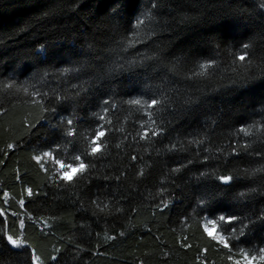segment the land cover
Wrapping results in <instances>:
<instances>
[{
    "label": "trees",
    "instance_id": "obj_1",
    "mask_svg": "<svg viewBox=\"0 0 264 264\" xmlns=\"http://www.w3.org/2000/svg\"><path fill=\"white\" fill-rule=\"evenodd\" d=\"M262 3L159 0L156 20L137 28L150 0L135 11L114 0H0V264H30L32 249L43 264H264V223L241 232L220 219L264 209V172L252 174L264 166ZM134 31L139 42L125 47ZM53 89L68 99L44 95ZM98 126L104 149L91 155ZM145 126L163 131L144 139ZM78 156L87 170L59 178L79 171ZM221 174L236 177L231 187L218 186Z\"/></svg>",
    "mask_w": 264,
    "mask_h": 264
},
{
    "label": "snow or ice",
    "instance_id": "obj_2",
    "mask_svg": "<svg viewBox=\"0 0 264 264\" xmlns=\"http://www.w3.org/2000/svg\"><path fill=\"white\" fill-rule=\"evenodd\" d=\"M114 2L119 3L121 8H125V9H131L133 11H135V4L139 3V0H114ZM150 3L152 5L151 8L144 10V11H140L139 15L136 17L135 20V25L137 28H141L144 27L146 25V22H154L156 20V17L152 15V13L159 8L160 4H159V0H150ZM261 8H264V3H262L260 5ZM155 33L153 31H148L147 33H145V39L149 38L150 36H153ZM140 33L134 31L133 33V39H129L127 40V43L125 45V47H131L132 45H134L135 43H138L139 41L137 39H135V37L139 36ZM247 45L244 46L245 51L242 55L239 56V59L241 61H243L245 59L246 56H248V52H247ZM40 49H44L45 45L41 44L39 45ZM36 55H40L41 53L37 52L35 53ZM156 58V54L153 53L152 57H148L147 54L145 53V55L142 57V60H146V59H154ZM129 63H133L132 61H130ZM214 61H207L204 64L200 65L201 70H204L207 68L208 65L213 64ZM83 66H87L86 62L85 65ZM63 71H68V69H64ZM108 73H110L112 71V68H109ZM203 74V71L196 73V75H201ZM47 75V73L45 74ZM75 87V86H74ZM24 91H27V89H24ZM51 95L55 98V100L59 103L62 101H65L68 99L67 96L62 95L60 92H58L57 90L53 89L51 90V93H45L44 95ZM32 95L34 97H39L40 94L37 92H33ZM76 95H79V92L76 93ZM39 104L41 105V112L43 113H47L49 111V109L47 107L44 106V100L40 99ZM141 101L140 100H136L134 101V103L139 104ZM33 103H37L36 100L33 101ZM108 101H105V104H107ZM159 103V101H157L156 99H150L145 107L146 108H151V107H155L157 104ZM114 106V105H113ZM54 111V109H53ZM109 111V109L107 107L103 108V112L107 113ZM149 115H151V113H148ZM41 118H43V115L41 116ZM101 119H103V117H101ZM26 123H28V127H34L35 125L29 123L28 121H25ZM60 127L63 128L65 135L67 137H75L76 135V128L74 126V120L69 116V117H65V116H61L60 117ZM241 129L243 131H248L243 125H241ZM163 131L162 128L157 127L155 130L150 131L149 128L147 126H145L141 132V136L144 139H147L149 134L152 136H157L159 135L161 132ZM107 134V130L104 126H98V130H96L95 135H93L91 137V141H92V146L90 148V154L91 155H96L99 152H102L104 149V145L102 143H100L99 141L101 140V138L105 137ZM248 145L245 142L244 147L246 148ZM9 148L13 147V145L9 144L8 145ZM57 148L59 147V145L56 146ZM173 148L176 147V145H172ZM237 148H233L232 152H236ZM47 155V156H52L53 152L51 150L47 151V152H43L41 155H37L34 157V159H36L37 161H41L42 156ZM257 155H261L262 158H264V154H260L258 153ZM76 159L79 161L78 164L75 165V168L78 169V172H73V173H69L67 171L62 170L59 178H62L63 180L66 181H72L73 176L78 175L80 172H84L87 170L88 165L85 164L84 159L80 156L76 157ZM133 159H136L135 156H133ZM205 159H207V157H205ZM188 163H191V161H189ZM71 167V166H69ZM183 167H185L184 165H178L177 167L173 168L171 171L172 172H179ZM260 171V172H264V166H262L260 169H254L252 170V174H255V172ZM139 175H143V169H141ZM200 176H205L208 175V173H200ZM212 175H215V173L213 172ZM117 179H119V177H117ZM216 179L222 183H220L218 186L223 188V187H231V183L232 181H234L236 179V177L233 174H221L219 176L216 177ZM165 191V189L161 188L160 192L163 193ZM249 191H255L254 189H251ZM28 194L32 195V190L29 188L28 189ZM241 195H244L243 193H241ZM169 203L168 200H164L161 202L160 207H166L167 204ZM199 204L204 205L206 204V200L205 199H199L198 201ZM221 220H227V221H238L241 223V232L244 231V229H246L249 225H254L257 221L264 223V209H261L259 215L255 216V219H251L249 217H243V218H238L237 216L234 215H222L220 216ZM247 220V223L245 224L243 221ZM205 230L207 231V228H205ZM209 235H212L211 233H209ZM4 238H6L7 242L21 250H25L26 246L28 244V241L24 238L21 237H13V235L9 234V233H4ZM216 239H219L221 241V243H223L226 247L228 246V241L226 239H224L223 237L220 236H216ZM261 252H264V249H261ZM55 255H53L52 259H55ZM255 259V258H253ZM261 260H264V255L260 256ZM30 264H43V261L41 259V257L39 255H37V252L35 249L31 250L30 253Z\"/></svg>",
    "mask_w": 264,
    "mask_h": 264
},
{
    "label": "rangeland",
    "instance_id": "obj_3",
    "mask_svg": "<svg viewBox=\"0 0 264 264\" xmlns=\"http://www.w3.org/2000/svg\"><path fill=\"white\" fill-rule=\"evenodd\" d=\"M74 171H71L70 173H73Z\"/></svg>",
    "mask_w": 264,
    "mask_h": 264
},
{
    "label": "water",
    "instance_id": "obj_4",
    "mask_svg": "<svg viewBox=\"0 0 264 264\" xmlns=\"http://www.w3.org/2000/svg\"><path fill=\"white\" fill-rule=\"evenodd\" d=\"M12 247H14L13 245H11Z\"/></svg>",
    "mask_w": 264,
    "mask_h": 264
}]
</instances>
